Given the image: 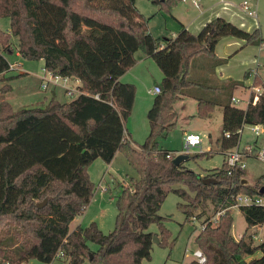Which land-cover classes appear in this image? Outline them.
<instances>
[{
    "label": "trees",
    "instance_id": "obj_1",
    "mask_svg": "<svg viewBox=\"0 0 264 264\" xmlns=\"http://www.w3.org/2000/svg\"><path fill=\"white\" fill-rule=\"evenodd\" d=\"M182 0H152L172 13ZM0 17H8L9 30L0 28V74L10 63L12 36L18 53L43 59L52 74L79 79V92L68 101L52 96L43 106L13 109L0 101V264H21L30 259L50 262L64 257L66 264H144L152 257L153 236L161 246H173L172 231L159 213L170 192L182 199L178 207L185 221L208 215L210 202L220 208L216 222L207 216L195 240L206 254L205 262L187 264H264V238L255 243L254 232L235 237L231 206L239 192L262 194L256 185H243L245 169L224 159L202 175L181 162L175 164L169 149L160 144L178 125L176 103L196 96L197 115L209 116L223 105V128L216 142L227 152L237 146L239 129L246 123L264 124V91L254 102L252 92L243 108L232 101L230 78L216 85L214 95L197 93L200 84L192 74L197 55L213 60V68L227 57L216 54L219 40L233 35L247 43L262 44L260 27L245 29L217 16L195 33L182 27L177 36L162 46V39L149 29L152 15L144 14L136 0H0ZM143 50L163 71L162 91L147 111L149 132L142 143L129 136L125 121L132 114L137 86L121 76L137 63L136 51ZM246 76L250 71L245 72ZM263 85L255 73L253 85ZM10 88L0 87V93ZM227 132L230 133L227 136ZM123 153L138 176L120 181L115 195V226L104 232L96 220L69 229V222L82 213L95 196L96 183L88 167L97 158L110 163ZM210 155V151L196 153ZM46 200L42 206L37 202ZM247 229L264 224V206L240 205ZM156 222L159 230H148ZM95 242L97 249L90 247ZM259 256L246 259V255ZM92 254V256H90Z\"/></svg>",
    "mask_w": 264,
    "mask_h": 264
},
{
    "label": "rangeland",
    "instance_id": "obj_2",
    "mask_svg": "<svg viewBox=\"0 0 264 264\" xmlns=\"http://www.w3.org/2000/svg\"><path fill=\"white\" fill-rule=\"evenodd\" d=\"M250 1H252L256 6L255 8H257L258 16L256 20L264 35V0ZM208 2H218L224 6H228V4L232 3L238 6L243 0H208ZM136 4L138 8L145 13H150L149 11L153 8H158L152 0H137ZM155 23L161 27L164 21L161 17H157ZM0 28L4 30L10 28L8 17H0ZM10 40L13 50L11 52L4 51V54L9 62H15V66H10L11 68L8 70L9 73H13L10 74L8 78L15 79L12 82L11 91L0 93V101L6 99L13 109L45 105L48 99L51 98L50 88L53 83L48 82V86L45 88L40 84L41 80L37 74L45 72L43 69V59L25 58L15 53L17 38L12 36ZM247 46V48L240 50L238 52L239 54L228 56V62L224 64V66L228 65L227 67L233 76L236 77V79H234L238 82L231 89L233 94L239 97V101H232L235 105L243 108L247 106L248 96L250 94V88L247 87V85L254 79L255 73H259L264 79V44L257 46V44L250 43L247 44ZM151 60L152 66L147 62L141 64L140 67L136 69L137 74L141 77L140 79L128 76V79H131L137 86L138 101L135 112L127 118L125 126L129 129L132 125L136 129L138 134L134 136L133 139L136 142L139 141V143L145 140L149 132V122L147 118L148 110L142 105V101H145L147 97L150 99L151 96L154 97V95L149 94L147 90L156 84H160V77L163 76V71L156 61L154 59ZM154 66H156V69L153 68ZM155 70H159L161 76L157 75L154 72ZM19 71H24V73L19 74ZM246 71H251V74L246 76ZM4 79V76H0V87L5 84L2 81ZM72 82L74 81L71 80L68 83L72 84ZM57 86L55 98L59 101H68L78 93L74 91V94H70L66 91L64 86ZM176 110L178 112V125L172 129L167 136L160 138L161 146L174 150L173 153L176 155L179 153L196 154L210 151V155L203 154L195 158L189 157L183 161L185 166L194 169L200 174L203 173V175H205L212 169L220 167L225 159V153L218 149L216 140L222 133V110L219 111L217 109L214 111L213 117L196 115L197 102L190 96L182 101H178L176 103ZM188 132L202 135L203 141L201 146L191 147L189 151H187L185 134ZM256 138H258V140L262 139V146L256 145ZM247 144L252 146L253 152L245 157V176H247L254 185L257 184L259 187H262L264 186V158L259 157L257 153L264 147V130L256 134L249 127V123H246L238 145L243 149ZM89 173L90 177L96 182V188L98 185H104L107 188L103 189L104 192L101 194L99 192L97 193V189H95V193H97L96 196L89 202L82 213L76 215V218L69 222V229L72 230L77 225L84 226L90 221L96 220L104 232H109L114 228L116 222L117 206L114 198L121 190V186L118 182L123 180L129 181L130 176H138V173L121 152H117L111 164L102 158H97L94 163L90 165ZM100 189L102 190V188ZM181 199L182 198L178 194L170 192L159 210L160 214L169 216L166 224L172 231L171 238H175L173 246L164 247L154 242L152 257L150 259H145L144 264H187L194 258L193 250L197 247L195 236L199 233L203 222L208 215L213 219L219 216L217 210L220 207L210 202L207 216L196 217L193 221H185V214L178 207V201ZM231 210L234 215L232 228L234 235L240 237L241 235H238L241 232L248 230V233L254 232L253 234H256L254 237L255 243L260 242L264 238V224L247 229V221L239 206H232ZM148 230L158 231V224L156 222L151 223ZM89 245L93 249H97L99 246L95 242H89ZM259 253L261 254L260 250L257 254ZM245 257H250V255H246ZM21 264H66V260L64 257L60 256L55 257L51 262H43L33 258ZM83 264L89 263L85 260Z\"/></svg>",
    "mask_w": 264,
    "mask_h": 264
},
{
    "label": "crops",
    "instance_id": "obj_3",
    "mask_svg": "<svg viewBox=\"0 0 264 264\" xmlns=\"http://www.w3.org/2000/svg\"><path fill=\"white\" fill-rule=\"evenodd\" d=\"M248 1L253 8L256 7L252 3V1H250V0H248ZM198 2H199V5L195 4L193 2V0H182L173 9L172 13H168V12L161 10L158 5H157L158 8L157 9L153 8L152 10L149 11L150 13H145L143 11V13L146 15H152V18L149 21V29L155 36L160 37L162 39V46H165L170 41V39L172 37L177 36L178 33L180 32V30L182 29V27H186V28L190 29L191 31L198 33L208 21H210L211 19H213L217 16H222V17L230 20L231 22H233V23H235V24H237V25H239L245 29H248V30H253L256 27H259L257 20H256V17L258 16L257 8H255L257 14L256 15H250L249 13H247V11L244 8V5H243L244 0L238 6L235 4H232V3L228 4V6H224L218 2H212V3L208 2V0H198ZM253 16H255V17H253ZM157 17H161L164 21V24L161 27L158 26L157 23H155V19ZM6 30H9V29H6ZM247 44H250V43H247L246 40L243 38L236 37L233 35H228V36L222 37L219 40V42L216 45L215 51H216L217 56L228 58V56H233V55L239 54L238 52L240 50L248 47ZM262 44H264V43H262ZM258 45H261V44H257V46ZM15 49H16L15 53L19 54L18 50H17V45H16ZM135 55L137 58V63L135 65H133L130 69H128L121 76V80L131 81V79H128V76H133L137 79H140L141 77L139 74H137L136 69H138L141 64L147 63V62L152 66V60L151 59H153V58L151 56H149L148 54H146L143 50H140V49L137 50ZM227 62H228V60L226 61V63ZM9 63L11 64L10 65L11 67L15 66V62H9ZM212 64H213V60L210 59L206 55H197L194 57V59L192 61V74L196 77V80H198L200 82V84H197V86H196V88L198 90L197 93L205 94V95H214L216 90H217L216 88H214V86H216V85L223 86L224 80H226V79H230V78L236 79V77L233 76V74L231 73V71L227 67L228 65L224 66L225 63H222L223 65L220 64V65L216 66L215 68H213ZM11 67H9V69ZM153 68L156 69V66H154ZM43 69L45 70L44 73L37 74V76L41 80L40 84H42V77L44 75H47L46 72H48V70H46L44 67H43ZM8 70L1 73L0 76L5 77V79L2 80L5 84L11 85V86L9 85L10 88L7 90V91H11L12 82L15 78H11V79L8 78L10 76V74H13V73H9ZM154 72L157 75L161 76V74H159L160 73L159 70H155ZM18 73L23 74L24 71H19ZM250 74H251V71H250ZM162 77H160L161 80H162ZM71 80L74 82H72V84L68 83ZM253 81H254V79L247 85V87L250 88V94L248 96V103L250 101L251 94L253 92V88L255 87V85H253ZM66 82H67V84L65 85V89L71 88L73 91L72 94H74V91L79 92V90L77 89V86L80 85V81L78 78L73 77V76H67ZM160 84H161V82H160ZM57 85H61V84H54L53 83V85L51 86V88H50L51 96L50 97H52V96L55 97L56 89L58 87ZM261 86L263 87V85H261ZM22 88H23V86H22ZM149 89L150 88H148L147 92L149 94H152L155 96L156 93L149 92ZM234 96L235 95L233 94V97ZM186 97H189V96H185L180 101L186 99ZM190 97L194 98L196 100V102L198 103V99L196 96L190 95ZM233 97H232V100H234ZM235 97H237V96H235ZM153 98H154L153 96H151V99L147 97L145 101H142V105L145 106L146 110H148L150 108V106L152 105ZM237 98H239V97H237ZM137 101H138V95L136 93V99H135V104H134V108H133L132 113H134L136 110ZM217 109L219 111L222 110V112H223V105L217 104L215 109L212 111V113L209 116H205V117H213L214 111H216ZM196 115H197V112H196ZM128 131H129L128 134H129V136L132 137V139L134 138V136H136L138 134V132L136 131V129L132 125L129 127ZM255 141H256V145L262 146V139L258 140V138H256ZM137 142H139V141H137ZM247 145H250V144H247ZM169 150L171 153H173V151H174L172 149H169ZM225 158H226V153H225ZM113 160L110 162V164L113 162ZM92 164H90V165H92ZM90 165H89V167H90ZM89 167H88V171H89ZM201 175H203V173ZM100 188H102V190ZM105 188H107V187L104 185H98L97 193L98 192L100 194L103 193L104 192L103 189H105ZM97 193H95V196ZM75 218H76V216L72 220H74ZM255 227H256V225L253 226L252 228H255ZM243 233L244 232H241L238 236L242 235ZM196 236H195V238H196ZM234 236L237 237V235H234ZM196 248H198V245ZM257 252L254 255H250V257H246V259H251L254 256H259L260 253L257 254ZM193 259H195V258H193Z\"/></svg>",
    "mask_w": 264,
    "mask_h": 264
},
{
    "label": "built area",
    "instance_id": "obj_4",
    "mask_svg": "<svg viewBox=\"0 0 264 264\" xmlns=\"http://www.w3.org/2000/svg\"><path fill=\"white\" fill-rule=\"evenodd\" d=\"M193 2L197 5H199L198 0H193ZM243 5H244V8L247 11V13H249L250 15H256L257 14L256 9L250 5L248 0H244ZM46 73H47V75H44L42 77V84L41 85L43 88L47 87L48 82H52L54 84H61L64 87L67 84V82H66L67 76H61L59 74H52L50 71H48ZM66 90L70 94L73 93L71 88L70 89L66 88ZM161 91H162L161 84H156L152 88L149 89V92L156 93V94L161 92ZM263 91H264V88L261 85H257L253 88V92H255V94H256L254 97V102L257 103L259 101V96H260V94H262ZM233 99L236 101H239V98H237L235 96L233 97ZM244 125H242V127L239 129V131L241 133L243 131ZM249 127L256 134H259L261 131L264 130V124H262V123H249ZM229 135H230V133L227 132V136H229ZM202 141H203V137L199 133L188 132L185 134V143H186L187 151H189V149L191 147L201 146ZM251 152H253L251 145H247L243 149L239 145L229 149L226 152V158H225L228 165H229V172L231 173L232 170L234 169V167L245 168L246 167L245 157L248 154H250ZM173 155H176V154H173L171 152L167 153V156H173ZM257 155L261 158H264V147L258 151ZM250 204H257V205L264 206V195H262V194H251V193H247V192H239L235 195V204L232 206L250 205ZM220 213L221 212L219 211L218 215H220ZM212 220H213V222H216L217 218L214 217V219L212 218ZM204 225H205V222H203V225L201 226V228H203ZM255 236H256V234H254V237ZM193 255H194V258L200 263L205 262L207 259L205 252L200 247L193 250Z\"/></svg>",
    "mask_w": 264,
    "mask_h": 264
},
{
    "label": "water",
    "instance_id": "obj_5",
    "mask_svg": "<svg viewBox=\"0 0 264 264\" xmlns=\"http://www.w3.org/2000/svg\"><path fill=\"white\" fill-rule=\"evenodd\" d=\"M195 153L194 154H187V153H179L177 154L174 158H173V162L175 164H180L181 162H183L185 159L189 158V157H194ZM200 177H202L203 181L204 182H209L212 178L211 177H203L202 175H199ZM241 183L243 185H254V183L247 177V176H243L241 178ZM260 192L264 193V186L260 187ZM45 199L41 202H37V206H42L44 203H45ZM153 241L156 242V243H159L160 242V238L157 234H155L153 236ZM90 256H92V254H90Z\"/></svg>",
    "mask_w": 264,
    "mask_h": 264
}]
</instances>
